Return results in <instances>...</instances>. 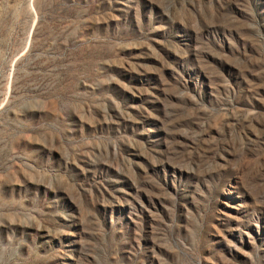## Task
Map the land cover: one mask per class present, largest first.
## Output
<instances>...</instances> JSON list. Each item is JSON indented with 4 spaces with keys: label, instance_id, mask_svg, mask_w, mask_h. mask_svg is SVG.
<instances>
[{
    "label": "rangeland",
    "instance_id": "rangeland-1",
    "mask_svg": "<svg viewBox=\"0 0 264 264\" xmlns=\"http://www.w3.org/2000/svg\"><path fill=\"white\" fill-rule=\"evenodd\" d=\"M0 264H264V0H0Z\"/></svg>",
    "mask_w": 264,
    "mask_h": 264
}]
</instances>
